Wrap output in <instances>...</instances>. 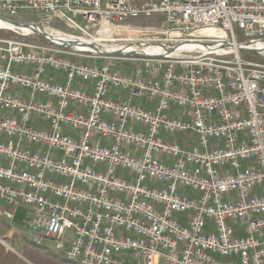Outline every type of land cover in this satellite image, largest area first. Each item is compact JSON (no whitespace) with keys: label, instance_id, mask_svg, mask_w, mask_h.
I'll return each mask as SVG.
<instances>
[{"label":"built area","instance_id":"1","mask_svg":"<svg viewBox=\"0 0 264 264\" xmlns=\"http://www.w3.org/2000/svg\"><path fill=\"white\" fill-rule=\"evenodd\" d=\"M24 12L134 41L141 62L128 74L0 33L1 215L22 211L29 234L84 264H264V61L177 50L264 42V0H0V16ZM158 15V29L127 30L146 39L118 38Z\"/></svg>","mask_w":264,"mask_h":264},{"label":"rangeland","instance_id":"2","mask_svg":"<svg viewBox=\"0 0 264 264\" xmlns=\"http://www.w3.org/2000/svg\"><path fill=\"white\" fill-rule=\"evenodd\" d=\"M15 20L19 21V22H23V23H37L39 25L44 26L47 29H51V30L55 29V30H60L64 33H68V28L66 27V25L63 22L54 21L53 19H51L49 17H44V16H40L37 14H29L27 12H24V15L22 16V18L15 19ZM162 23H163V17L160 15L140 17V18L131 20L129 23H127L126 27L124 28L126 30L122 31V35H117V36H119L118 38H120V39L121 38H133V39L138 38V39H140L143 37H145L144 39H146V36H144L142 34H137V33L131 34L127 30L141 31L144 28H146L147 30L158 29L162 26ZM0 33L6 34V35H15V34H10L6 30H0ZM238 33H239L238 43L241 44V43L246 42L247 40L244 39V36L242 35V33L241 32H238ZM148 34L149 35H157L155 32H149ZM28 38H30V39L34 38L35 40L37 38L41 39L39 36H36L34 34L29 35ZM201 38H203V37H201ZM132 42H134V41H128V40L125 42L102 41L98 45L101 44L100 46L102 48H104L103 45L104 46L109 45L108 47H112V46L118 47V46H121V44H123V43H127V45H128L129 43L132 44ZM94 43H96V42H94ZM149 43H148V45H155V43L161 44L160 42H149ZM65 49H67V48H65ZM82 54L83 55L77 54L76 56H74L75 59L80 61V62L82 61V62L96 63V64H107V63H109L115 69L123 71V72L128 73V74H132L134 72V70L139 66V63L141 62L139 60L141 57L135 56L136 54H131V55H127V56H117V55H109V54L98 55V54H92V53H87V52H84ZM240 56L244 60L264 61V55L253 53V52L242 51V52H240ZM16 68L21 69V67H16ZM22 90L24 92H26V91L28 92V90H26V89H22ZM138 101H140V99L134 100L135 103H137ZM162 157L166 158L167 156L164 155ZM16 218H20L22 221L23 220V212L22 211L20 213L18 212ZM16 223L18 224L19 222H16ZM47 246L49 247V245H47Z\"/></svg>","mask_w":264,"mask_h":264},{"label":"crops","instance_id":"3","mask_svg":"<svg viewBox=\"0 0 264 264\" xmlns=\"http://www.w3.org/2000/svg\"><path fill=\"white\" fill-rule=\"evenodd\" d=\"M53 75L54 73L51 76ZM89 88L91 89L92 85ZM114 98L117 97L114 96ZM137 103H141L146 108L154 107V103L147 100L140 99ZM5 207L7 203L0 199V264H79L68 260L64 252L59 253L49 249L47 246L49 243L36 246L33 243V234L28 233V228L23 225L20 218L8 221L1 215ZM5 240L10 246L5 243Z\"/></svg>","mask_w":264,"mask_h":264},{"label":"water","instance_id":"4","mask_svg":"<svg viewBox=\"0 0 264 264\" xmlns=\"http://www.w3.org/2000/svg\"><path fill=\"white\" fill-rule=\"evenodd\" d=\"M1 19L5 20L6 22L10 23L13 25L14 28H2L3 30L6 31H10V32H14V33H23L25 35H37L40 38H42L43 40L56 44L60 47H64V48H70V49H74L77 51H82V52H87V53H92V54H98V55H103V54H109V55H117V56H127V55H131V54H137L139 52L136 51H125L124 49H118V50H106L104 48H102L100 45H98L97 43H94L90 40L81 38V37H73V36H69L67 35L65 38V40H61V38H59V36H55L53 34H49L45 31H41L38 30L34 27H32L31 24L28 23H23V22H19L16 20H11L8 18H5L3 16H0ZM26 27L29 30H22V27ZM210 34H216V32L214 33H210ZM173 37L176 38H184L185 35L183 33H174ZM205 49H209V47H214L216 49H228L231 51H235V52H242V51H247V52H253V53H257V54H262L264 55V42L260 41V40H254V41H250V42H245L242 44L238 45V48L235 47L234 44L229 43V42H219V41H211V42H206L205 43ZM80 47H84V49H80ZM167 52L169 53H173L176 51L175 47H166ZM196 50H200V51H205L204 49H200L197 48Z\"/></svg>","mask_w":264,"mask_h":264},{"label":"bare ground","instance_id":"5","mask_svg":"<svg viewBox=\"0 0 264 264\" xmlns=\"http://www.w3.org/2000/svg\"><path fill=\"white\" fill-rule=\"evenodd\" d=\"M28 24H31L32 27L38 29V30H41V31H45L49 34H53L55 36H59V38H61V40H65L67 38H65L68 34L67 33H64L60 30H51V29H47L45 28L44 26L42 25H39L37 23H28ZM2 28H14L12 24L6 22L5 20L1 19L0 18V29ZM22 30H29L27 29L26 27H22ZM204 32H207V33H214L215 31H212V30H207V31H204ZM206 42L204 41H200V40H189V41H186L184 43L181 44L180 47L177 48V50H191V49H196V48H203L205 47L204 45ZM99 44V43H97ZM150 44V43H149ZM101 45V44H100ZM136 45L137 44H129L128 46L122 48L124 49L125 51H134L136 50ZM238 44L235 45L236 48H238ZM109 46V45H108ZM107 45L103 47L106 49V50H109V51H112V50H118L119 48H115L114 46L112 47H108ZM111 46V45H110ZM116 46V45H115ZM162 48L163 46L161 44H156L155 45H144V51L143 52H147V53H151V54H158L160 52H162ZM80 49H84V47H80ZM33 237V242L37 245V246H44L47 244V242H45V240H42V239H39L37 238V236H32ZM54 251L56 252H59V253H62L64 252L65 253V256L68 258V260L70 261H74V262H77V263H80V264H84L83 262V259L81 258V256H74L73 253H71V251H66V250H59V249H54Z\"/></svg>","mask_w":264,"mask_h":264},{"label":"trees","instance_id":"6","mask_svg":"<svg viewBox=\"0 0 264 264\" xmlns=\"http://www.w3.org/2000/svg\"><path fill=\"white\" fill-rule=\"evenodd\" d=\"M9 33H10V34H14L13 32H10V31H9Z\"/></svg>","mask_w":264,"mask_h":264}]
</instances>
